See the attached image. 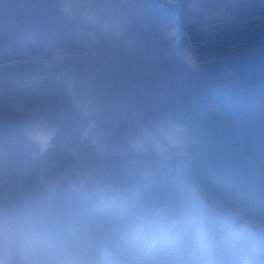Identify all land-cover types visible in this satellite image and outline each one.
Instances as JSON below:
<instances>
[{
    "label": "rangeland",
    "instance_id": "374dc122",
    "mask_svg": "<svg viewBox=\"0 0 264 264\" xmlns=\"http://www.w3.org/2000/svg\"><path fill=\"white\" fill-rule=\"evenodd\" d=\"M195 4L202 57L237 68L253 93L264 90V30H236L264 22V0ZM183 17L150 0H0V58L50 67L0 71V264H194L195 256V264H264V240L225 217L210 215L212 241L193 233L204 196L264 224L259 170L237 186L165 151L161 86L181 50ZM213 22L218 31L198 30ZM210 36L223 43L217 52ZM110 169L119 177L87 189ZM151 237L162 243L148 254L138 244ZM168 249L174 262L153 259Z\"/></svg>",
    "mask_w": 264,
    "mask_h": 264
},
{
    "label": "clouds",
    "instance_id": "9594fccd",
    "mask_svg": "<svg viewBox=\"0 0 264 264\" xmlns=\"http://www.w3.org/2000/svg\"><path fill=\"white\" fill-rule=\"evenodd\" d=\"M161 86L167 97L159 119L168 129L165 151L244 186L264 177V91L240 86L241 73L224 60L210 65L189 43Z\"/></svg>",
    "mask_w": 264,
    "mask_h": 264
},
{
    "label": "bare ground",
    "instance_id": "6f19581e",
    "mask_svg": "<svg viewBox=\"0 0 264 264\" xmlns=\"http://www.w3.org/2000/svg\"><path fill=\"white\" fill-rule=\"evenodd\" d=\"M258 24H259V26H258ZM256 26H248L247 24H244V25H240L239 23H238V26H237V32L240 30V28L242 29H245L246 30V32H248L249 30H250V28L251 29H253L252 31H254V32H257V31H260V30H264V22L263 23H261L260 24V22L258 23ZM236 27V26H235ZM193 30H195V27L193 26L191 29H190V31L189 32H192ZM262 35V34H261ZM260 35V36H261ZM220 44H222V43H220ZM212 47V46H211ZM224 49V48H223ZM212 50V52H217L218 50H217V47L216 46H214V48H209V51H211ZM211 55V52H208L207 53V55ZM44 58V57H43ZM15 59H18V58H15ZM170 162H172V161H170ZM192 241L191 242H193V243H196L197 242V240H198V237L197 238H192L191 239ZM160 243H162V242H160ZM149 258V257H148ZM153 259L155 260V261H157V262H159V261H168V263L169 262H171L173 259H175V256L172 254V250L171 249H168V251H166L164 254H162V255H160V256H153ZM176 260V259H175ZM175 260H173L172 262H174ZM195 260L196 261H194V264L196 263V262H200V259L198 260V258L195 256ZM132 263L133 264H140V263H145V264H147V259H146V257H145V259L143 258V257H141L140 258V260H136V259H133L132 260Z\"/></svg>",
    "mask_w": 264,
    "mask_h": 264
}]
</instances>
